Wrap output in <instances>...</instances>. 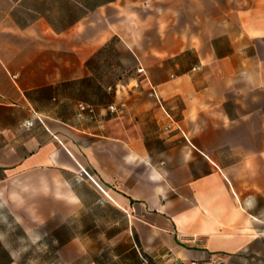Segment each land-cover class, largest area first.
<instances>
[{
  "label": "crops",
  "instance_id": "1",
  "mask_svg": "<svg viewBox=\"0 0 264 264\" xmlns=\"http://www.w3.org/2000/svg\"><path fill=\"white\" fill-rule=\"evenodd\" d=\"M19 232L59 264L264 254V0H0V264Z\"/></svg>",
  "mask_w": 264,
  "mask_h": 264
},
{
  "label": "rangeland",
  "instance_id": "2",
  "mask_svg": "<svg viewBox=\"0 0 264 264\" xmlns=\"http://www.w3.org/2000/svg\"><path fill=\"white\" fill-rule=\"evenodd\" d=\"M18 255L16 256V264H59L56 255H48L46 251L48 246L44 244V240L40 233H36L33 239L26 238L21 232L17 233ZM106 250V249H104ZM104 263L116 264L111 256L100 255ZM223 264H264V254L236 255ZM218 264V263H212Z\"/></svg>",
  "mask_w": 264,
  "mask_h": 264
},
{
  "label": "built area",
  "instance_id": "3",
  "mask_svg": "<svg viewBox=\"0 0 264 264\" xmlns=\"http://www.w3.org/2000/svg\"><path fill=\"white\" fill-rule=\"evenodd\" d=\"M136 71L138 73H143L144 70H143V68L138 67L136 69ZM148 96L157 100L158 102H160V96L153 87L149 88ZM118 111H119V108L116 104H111V105L107 106V112L109 114H116V113H118ZM98 115L99 114H98V111L96 110L95 106L88 104V103H85V102H79L77 104V110H76V118L77 119L96 120L98 118ZM22 125H23V127H30L33 125V122L31 120L24 121L22 123ZM169 127L170 126H168L167 129ZM81 174L83 176H85L87 179H89L99 189H101L99 184L95 181L94 176L90 172L82 169ZM140 258H141V264H149L148 260L142 254H140ZM177 264H180V263H177ZM192 264H195V263H192Z\"/></svg>",
  "mask_w": 264,
  "mask_h": 264
},
{
  "label": "water",
  "instance_id": "4",
  "mask_svg": "<svg viewBox=\"0 0 264 264\" xmlns=\"http://www.w3.org/2000/svg\"><path fill=\"white\" fill-rule=\"evenodd\" d=\"M218 264H223V262H219Z\"/></svg>",
  "mask_w": 264,
  "mask_h": 264
}]
</instances>
